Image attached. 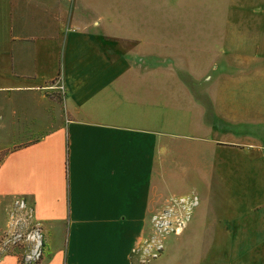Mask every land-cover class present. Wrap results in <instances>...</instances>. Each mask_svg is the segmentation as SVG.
Returning <instances> with one entry per match:
<instances>
[{"label": "crops", "instance_id": "crops-1", "mask_svg": "<svg viewBox=\"0 0 264 264\" xmlns=\"http://www.w3.org/2000/svg\"><path fill=\"white\" fill-rule=\"evenodd\" d=\"M173 3L0 0V129L6 139L0 149L9 146L0 159V196L30 200L43 245L38 264H264V111L251 124L261 140L250 143L257 151L247 165L251 206L222 215L197 208L180 241H167L156 257L144 246L150 245L146 216L171 190L170 171L159 180L158 169L175 162L167 126L180 118L159 114V105L174 84L180 91L189 86L170 74L173 66L154 59L158 33L149 17ZM141 22L149 24L146 31ZM127 39H149V60L138 58V44ZM235 55L244 56L237 63L249 59L247 52ZM261 86L264 103V79ZM205 114L213 113L196 117ZM199 126L190 136L203 141ZM193 147L197 164L186 165L182 155L176 163L181 173L197 167L194 181L204 183L200 145ZM220 249L226 260L219 261ZM17 263L15 254L0 256V264Z\"/></svg>", "mask_w": 264, "mask_h": 264}, {"label": "rangeland", "instance_id": "rangeland-1", "mask_svg": "<svg viewBox=\"0 0 264 264\" xmlns=\"http://www.w3.org/2000/svg\"><path fill=\"white\" fill-rule=\"evenodd\" d=\"M125 10L126 15L132 12L131 7ZM141 10V17L147 18L149 8L146 6ZM262 16V0H174L172 6L152 10L149 23L158 33L157 39L152 40L157 45L153 47L158 51L154 59L159 64L173 66L170 74L174 78L178 76L189 82V86L182 91L174 84L168 90L167 101L158 109L159 114L174 113V117L182 119H174L173 125L167 126L174 133L171 138L175 149L169 158L175 162L168 165L164 172L163 168L158 169L159 180L162 173L170 171L165 177L171 190L165 197L157 199L156 206L146 216L144 237L150 245L144 246L153 248L156 256L165 250L167 241L184 238L183 228L197 208L222 215L251 206L247 199L246 176L250 155L256 149L250 143L261 142L255 135L257 125L251 124L256 123L264 111L260 95L264 79ZM141 24L146 31L149 24ZM131 25L126 24V27ZM126 41L138 44L141 51L138 58L149 60V39ZM181 51L186 53L180 54ZM239 51L248 53L246 64L236 62V57H244L235 55ZM244 82L252 83L245 86ZM202 111L213 114H205L204 118L200 116L198 119L196 114ZM203 120L205 131L201 129ZM198 121L201 126L199 134L204 132L203 141L190 136L197 132ZM3 133L0 129V143L6 141ZM30 137L34 139L37 136ZM180 144L185 147L188 144L189 148L181 150ZM194 144L200 145L202 166L199 169L200 174H204V183L194 181L193 170L197 171V167L191 165L189 173L188 168L181 173L182 168L176 163L182 155L188 163L186 165L197 164L198 153ZM8 147L0 149V159ZM18 197L0 196V256L12 253L17 257V264H38L42 256V238L38 242L35 236H31L30 231L37 224L31 215L30 200ZM218 230L214 232L215 237L224 239ZM211 234L213 232L206 233V238H210ZM224 234L227 237L230 232ZM225 249L228 251V247ZM225 256L228 253L220 249L219 261H223Z\"/></svg>", "mask_w": 264, "mask_h": 264}, {"label": "built area", "instance_id": "built-area-1", "mask_svg": "<svg viewBox=\"0 0 264 264\" xmlns=\"http://www.w3.org/2000/svg\"><path fill=\"white\" fill-rule=\"evenodd\" d=\"M17 203H18V201H16ZM19 205H21V203H19ZM180 225V224H179ZM179 228V226L177 227V229ZM30 232H32L31 233V236H35L36 238H37V240H38V242L40 241L39 239H40V237H41V232H40V229H39V227H38V225H36V226H34L33 228H32V231H30ZM151 253L149 254L150 256H154V255H156V251L154 252L153 250L152 251H150Z\"/></svg>", "mask_w": 264, "mask_h": 264}]
</instances>
